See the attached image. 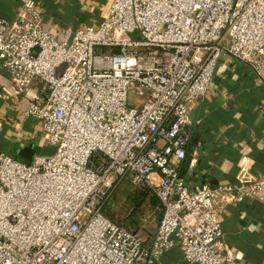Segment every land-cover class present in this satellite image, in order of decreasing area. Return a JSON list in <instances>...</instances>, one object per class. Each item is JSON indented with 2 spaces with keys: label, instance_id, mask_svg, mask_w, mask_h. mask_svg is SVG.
I'll use <instances>...</instances> for the list:
<instances>
[{
  "label": "built area",
  "instance_id": "obj_1",
  "mask_svg": "<svg viewBox=\"0 0 264 264\" xmlns=\"http://www.w3.org/2000/svg\"><path fill=\"white\" fill-rule=\"evenodd\" d=\"M18 16L0 17V100H26L55 150L29 165L0 151V264H154L176 247L186 264H239L221 216L264 205V174L191 189L181 164L220 56L264 75V0H110L98 28L60 38L34 0ZM124 181L161 205L150 243L104 215Z\"/></svg>",
  "mask_w": 264,
  "mask_h": 264
},
{
  "label": "crops",
  "instance_id": "obj_2",
  "mask_svg": "<svg viewBox=\"0 0 264 264\" xmlns=\"http://www.w3.org/2000/svg\"><path fill=\"white\" fill-rule=\"evenodd\" d=\"M27 0H0V17L12 23ZM110 0H34L43 16V27L57 37L86 27L98 28ZM11 82L0 64V94L9 93ZM27 101L12 97L8 104L0 100V151L20 160L26 147L47 149L41 124L25 118ZM192 137L181 164V175L193 189L203 183L212 186L233 185L241 171L253 176L264 174V75L226 54L219 58L212 84L205 97L189 111ZM41 155H51L41 154ZM151 236L137 233L146 243L153 239L162 216ZM227 251L239 264H264V205L230 203L221 216ZM154 264H186L176 247L164 253Z\"/></svg>",
  "mask_w": 264,
  "mask_h": 264
},
{
  "label": "rangeland",
  "instance_id": "obj_3",
  "mask_svg": "<svg viewBox=\"0 0 264 264\" xmlns=\"http://www.w3.org/2000/svg\"><path fill=\"white\" fill-rule=\"evenodd\" d=\"M135 33L131 38H136ZM141 102L140 99L130 98V103ZM140 104V103H139ZM55 148L48 147L41 154H53ZM31 163V162H30ZM139 188L134 187L129 181L122 182L109 197L103 211L104 215L112 222L123 225L135 233H144L151 236L154 225L159 218L156 198L148 192L146 196L140 195Z\"/></svg>",
  "mask_w": 264,
  "mask_h": 264
},
{
  "label": "water",
  "instance_id": "obj_4",
  "mask_svg": "<svg viewBox=\"0 0 264 264\" xmlns=\"http://www.w3.org/2000/svg\"><path fill=\"white\" fill-rule=\"evenodd\" d=\"M35 155H41V148L29 146V147H26L25 149H23L18 154V157L20 158V160L23 163L29 165V164H31L30 162H32V159Z\"/></svg>",
  "mask_w": 264,
  "mask_h": 264
},
{
  "label": "trees",
  "instance_id": "obj_5",
  "mask_svg": "<svg viewBox=\"0 0 264 264\" xmlns=\"http://www.w3.org/2000/svg\"><path fill=\"white\" fill-rule=\"evenodd\" d=\"M139 190L142 192V193L140 194V195H142V196H146V195L148 194V190H147V189L141 188V189H139ZM156 201H157V203H159L157 199H156Z\"/></svg>",
  "mask_w": 264,
  "mask_h": 264
}]
</instances>
